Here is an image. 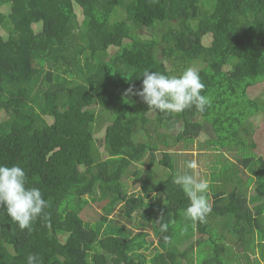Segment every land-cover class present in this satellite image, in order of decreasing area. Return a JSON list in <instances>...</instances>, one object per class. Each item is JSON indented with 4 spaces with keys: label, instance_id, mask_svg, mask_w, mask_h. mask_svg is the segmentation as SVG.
Here are the masks:
<instances>
[{
    "label": "trees",
    "instance_id": "obj_1",
    "mask_svg": "<svg viewBox=\"0 0 264 264\" xmlns=\"http://www.w3.org/2000/svg\"><path fill=\"white\" fill-rule=\"evenodd\" d=\"M28 32L39 35L38 45ZM196 64L212 101L203 113L158 112L161 121H153L141 97L125 95L140 89L145 70L178 76ZM259 78L264 0H0V164L20 165L49 203L31 231L0 206V264H27L29 254L42 264H147L149 250L152 264H208L169 246L181 245L171 238L173 214L190 203L173 177L189 161L181 151L191 152L205 128L210 137L198 147L214 153L201 151L198 179L209 181L212 211L206 222L186 217L182 226L206 233L210 219L223 218L253 250V226L264 214V157L252 152L248 113L264 112V90L249 94ZM219 149L242 153L239 163L229 159L215 172ZM129 180L139 183L137 192L128 193ZM105 198L98 219L85 221L91 202Z\"/></svg>",
    "mask_w": 264,
    "mask_h": 264
},
{
    "label": "clouds",
    "instance_id": "obj_2",
    "mask_svg": "<svg viewBox=\"0 0 264 264\" xmlns=\"http://www.w3.org/2000/svg\"><path fill=\"white\" fill-rule=\"evenodd\" d=\"M133 87L130 86L125 95L139 96L149 109L163 114L181 113L192 107L203 113L212 103L209 96L202 94L205 84L202 82L199 69L194 66L186 67L178 76L145 70L140 89L133 91ZM197 168L196 160L185 161V170L174 175L173 183L180 186L190 201L184 210L185 217L193 222L203 223L212 211L208 202L210 184L207 179L197 178L195 175ZM188 170L193 171L190 173ZM0 206L6 209L7 215L19 225L20 229L31 231L33 223L45 213L49 203L43 198L39 188L27 185V174L20 165L0 164ZM212 220L210 219V222ZM223 221L227 231H233L228 222L225 219ZM161 229L166 231L167 225L162 224ZM233 235L234 242L241 244L238 236ZM206 236L207 233L205 238ZM220 240L222 239H217ZM27 264H42V262L36 254H29Z\"/></svg>",
    "mask_w": 264,
    "mask_h": 264
},
{
    "label": "rangeland",
    "instance_id": "obj_3",
    "mask_svg": "<svg viewBox=\"0 0 264 264\" xmlns=\"http://www.w3.org/2000/svg\"><path fill=\"white\" fill-rule=\"evenodd\" d=\"M199 24L203 27L204 30L209 29L208 22H207L206 19L201 20ZM34 27H35V25H33V28ZM144 33H145V31H140V35H142ZM25 35L29 39L31 45L36 46V45L39 44V41H40L39 35H35L33 32L25 33ZM209 36L210 35H207V38L210 40ZM201 66H202V64L194 65V67H196V68H200ZM251 89L249 90V94L252 97L261 96L260 92H261V90H264V79L263 78H259L257 80V84H255L254 87L251 88ZM67 109H69V107H67ZM248 114L251 115L250 118H249V122H251V125L254 128V132H253V135L251 136V139L255 143V147L252 150V152L254 154H256L257 156L264 157V112H258V110L255 107H253V108H251V110H250V112ZM157 115H158V112H155V111L150 109L148 114H147V117L149 119L153 120V121H155V120L156 121H161V118L157 119ZM99 119H104V118L101 117ZM102 127L103 126L100 125V124H99V126L97 125L95 127V137H96L95 138V143H97V144H99V141H96V140L102 138V134H103V128ZM176 129H178V127H175V128H172V129H168V130L166 128H164V127H160L158 130H161L163 132L167 131L168 133L169 132L176 133ZM140 137H142L141 134L138 135V138H140ZM209 137H210V133H209L208 129L205 128V129H203V132L201 131V133L198 135V137L196 138L195 142L193 143V148H192L193 151H194L193 153L198 158V168L195 170V175L196 176H197V173H201V172L205 171L206 162H205V159L203 158V156L200 158V155H202L201 150H202V152L208 153L209 155L212 156V154L210 153V151L213 152V148L212 147L204 148V149H200V147H198L200 144L204 145L205 144V140L208 139ZM219 150L221 151L222 155L217 154L214 157V162L216 163V166L213 169H214L215 172H218V168L220 166L228 165L229 164V162H228L229 159L233 160V162L237 163L238 162L237 159L239 157H241V155H242V153H240V152H237L236 155H234L233 154L234 152H232V151H226V150L223 151V149H219ZM189 153L190 152H187V151H181V155H184L187 159H188V157L186 155H188ZM194 154H192L193 158H196V157H194ZM210 159H211V157H210ZM182 165H183V163L180 164V166H182ZM247 175H251V173L248 170L246 172H243L240 175V177H241V179L243 181H245L247 179ZM128 185L130 186V190H128L129 191L128 193H134V192L138 191V186H139L138 182H133V180H129L128 181ZM251 186H252V183L249 185L248 189ZM228 189H229V187L227 186V190ZM106 201L107 200L105 198V199L98 200L96 202H91L92 209L87 208L84 211V213L82 214V216L84 217V220L85 221H91V222L96 221V219H98V218H97L95 213H99L100 212L101 206L104 205ZM210 217H208V219ZM216 223H218L217 219L210 224V226L213 227L212 236H210V237L207 236L206 239L202 241V246L200 248H198V251L195 254V259L198 260L199 262L201 260H203L205 257H207L209 251L211 250L210 247H211V244L213 242H220V241H217V239H218V236L221 233H219L216 230H221V229H219L216 226ZM219 224H221V225L223 224V220L222 219L219 220ZM253 228H254V233L253 234L255 235V239H256L254 241L255 248H256L255 252L260 253L261 247H260V244L257 243V242H260L261 241L260 239H264V236L261 234V232L262 233L264 232V214H262V216H261V219L259 221L258 227H256L254 225ZM0 231H4L3 225L1 223H0ZM149 234H151V238H152L153 233L150 231ZM194 234L195 235L197 234L198 237L199 236L200 237H203V236L205 237V233H200L199 231H194ZM197 240H198V238H197ZM225 240L228 242V244H232L231 241H229L227 238ZM246 240H248V237L245 238V241ZM151 250L153 251V249H151ZM153 253H154V251H153ZM151 254H152V252L150 250L146 254H144L147 264H152V262L150 260ZM200 264H202V263H200Z\"/></svg>",
    "mask_w": 264,
    "mask_h": 264
},
{
    "label": "crops",
    "instance_id": "obj_4",
    "mask_svg": "<svg viewBox=\"0 0 264 264\" xmlns=\"http://www.w3.org/2000/svg\"><path fill=\"white\" fill-rule=\"evenodd\" d=\"M202 151V150H201ZM194 151L190 152L192 154ZM189 160H196V158H193L191 156H187ZM195 157V154H194ZM184 157H181V162H184ZM199 177V174L197 173V178ZM201 179H205L204 176H201ZM208 180V179H207ZM211 189V188H210ZM210 192V190H209ZM186 219L184 215V211L178 209L172 217L171 220V226L176 230L175 233L172 234L171 238H178L179 243L181 245L177 246L172 241L169 242V246L171 247V250L174 252H178L180 248L188 249L190 254L192 255L191 260H195V254L198 251V248L202 246V241L206 238L198 237V235L194 234V231L187 232L185 227L182 226V222ZM224 220L223 218H217L218 223H216V226L221 230H216L219 233H221L218 238H221L220 242H217L219 246L213 247L211 244V250L209 251L207 255V259H210V262L208 264H264V249L261 253L255 252V247L253 250L251 248H245L239 243H235L233 240V234L234 232L231 230H228L225 228L224 224H219V220ZM216 219H213L215 221ZM175 221H180V224L175 225ZM224 222V221H223ZM212 229L211 226L207 233V236H212ZM222 231V232H221ZM230 233V234H229ZM206 236V237H207ZM198 238V240H197ZM228 239L231 241L232 244H228V242L225 239ZM208 244V243H207ZM209 245V244H208ZM210 246V245H209ZM185 259L182 260V264H184ZM186 264V263H185Z\"/></svg>",
    "mask_w": 264,
    "mask_h": 264
}]
</instances>
